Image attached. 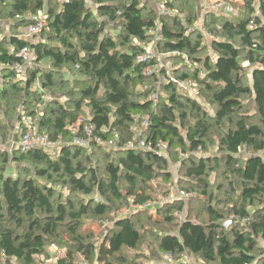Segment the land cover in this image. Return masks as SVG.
I'll return each mask as SVG.
<instances>
[{"label":"trees","instance_id":"16d2710c","mask_svg":"<svg viewBox=\"0 0 264 264\" xmlns=\"http://www.w3.org/2000/svg\"><path fill=\"white\" fill-rule=\"evenodd\" d=\"M93 1L96 12L87 0H0V21L8 19L11 30L7 35L0 32V62L18 61L17 52L31 46L35 62L48 61L55 70L72 66L83 81L80 88L64 94L66 100L51 96L43 100L31 88L40 68L29 69L22 86L13 70L5 67L0 71V98L7 99L6 103L13 99L9 108L16 107L15 118L39 114V131L53 141L61 138L54 154L40 148L0 149V162L5 166L11 158L17 166L15 174L0 166L3 263L43 264L38 256L47 254V244L59 242L65 250L55 264H114V256L119 257L122 249L133 250L141 241L132 221L134 213L116 216L112 228L98 242L93 240L91 229H85L90 222L83 217L103 216L114 205L120 206L115 208L119 211L132 196L135 204L144 205L138 210L148 211V220L176 226L173 231L155 233L161 258L168 252L175 264H192L183 259L186 252L198 257V264H264V158L258 154L264 150V0H258V16L254 13L256 0H242L246 14L236 18L211 11L203 14L202 26L214 35V58L201 56L202 33L186 31L198 19L196 0H166L183 14L185 24L177 15L157 17L148 0ZM41 9L47 14L42 30L46 38L32 43L19 35L30 22L28 16ZM157 25L160 39L156 48L171 57L185 54L191 59L194 67L183 64L174 76L195 80L198 95L211 111L198 99L180 92L172 81L160 84L156 104L150 100L157 77L146 74L145 68L154 59L139 61L137 56L154 37L148 31ZM175 50L181 54L172 55ZM244 61L249 63L248 70L242 65ZM42 78L44 88H52L54 95L57 83L53 73L43 72ZM143 85L145 89L140 88ZM8 87L15 90L12 96ZM37 103H41L40 108H36ZM251 105L253 114L245 112ZM146 114L150 125L137 132L136 126ZM80 118L93 122L96 131L109 129L104 138H112L113 130L118 132L116 148L92 147L104 154L114 153L103 168L104 175L99 174L100 167L91 164V149L72 143L68 126ZM252 120L257 123H249ZM25 128L22 123L21 131ZM139 137L168 142L166 154L120 146ZM212 145L217 152L207 154ZM243 145L252 150L246 157L240 154ZM199 148L201 153H197ZM170 159L178 163L175 183L187 187L182 188L186 192L202 195L207 194L209 174L224 166L237 178L240 188V201L231 208L240 220L224 229L221 221L225 214L211 205L203 222L190 220L187 213L180 219L177 213L183 212L182 200L160 202L146 192L143 188L154 178L172 181ZM121 179L127 185L125 193L119 189ZM57 184L72 194L79 192L86 200L75 203L56 188ZM244 217L248 221L241 224ZM64 232L68 245L61 237Z\"/></svg>","mask_w":264,"mask_h":264},{"label":"rangeland","instance_id":"374dc122","mask_svg":"<svg viewBox=\"0 0 264 264\" xmlns=\"http://www.w3.org/2000/svg\"><path fill=\"white\" fill-rule=\"evenodd\" d=\"M195 1V0H194ZM231 2V5L233 6V11L230 13H226V17L229 18H236L237 16H242L244 13V5L242 0H229ZM196 2V8H197V15L198 19L194 23L193 28L196 31V33L200 32L203 34V52L201 53V56H210L211 58L215 57V52L211 47V41L213 40L214 35L209 33L206 28L202 26V21H203V14H202V8L201 4L198 0ZM258 0H256L255 5V10L254 13L255 15H260L259 9H258ZM88 5L94 12H96V5L93 0H87ZM174 12H178L177 8L173 7ZM1 29L0 32L1 34H9L10 33V28H9V20H1ZM217 28L219 25H216ZM108 28V27H107ZM106 32H111V34H114V31L105 29ZM0 34V35H1ZM39 37L43 40H45V36L42 34V32L39 34ZM180 58V57H179ZM178 57L174 56L171 57V55L164 54V52H161L160 55L158 53V56L153 58L154 61H157V63L161 64L162 70H164V75L170 74V75H175L174 71L177 68H182L183 64H186L182 58L179 59ZM190 61V59H189ZM32 64V63H31ZM182 64V65H181ZM242 65L248 70L249 68V63L248 61H244ZM37 66L40 68V73L37 75V81L33 84L31 87L33 90H35L40 96L43 97V100H48L49 97L51 96L52 98H58L61 101L64 99L66 100L67 95H64L67 93L68 90L70 89H78L81 87L82 82L80 81L82 79V76H80L74 69H72V66H67L63 67L60 69H54L52 65L48 61H40L34 62L32 65H30L25 73L21 74H16V78L21 80L19 84L22 86L24 84V81L26 79V74L29 69L34 68ZM189 66V65H188ZM190 67V66H189ZM194 67V65H193ZM54 70V71H53ZM52 72L53 73V80L57 83L56 87L53 88V91L55 92L54 95L51 94V90L45 89L43 86L44 79L42 78V73L43 72ZM248 80V79H247ZM64 83H63V82ZM63 83V84H61ZM155 84V83H154ZM9 86V85H7ZM9 92V96H12L14 94V89H11L10 87L7 88ZM180 92L188 94L189 96L196 98L199 100V103L201 106L209 109L210 107L206 104L203 98H201L198 95V88L196 86L195 92L192 91H187L186 89L179 88ZM160 90V88H159ZM7 98V97H6ZM73 99H77V96H72ZM9 103H13V99H8ZM7 99H2L0 98V149H6V150H11L12 147H15V143L19 141V138L21 137V124H28L31 125L33 130L36 132L39 131V118L40 115L37 114L34 117H27L23 116L22 120H18V118H15V108L12 109L9 108V105L12 106L9 103H6ZM41 103L36 104V108H40ZM7 111V113H6ZM84 111L87 114L88 113V107H84ZM18 112V111H16ZM245 112H248L249 114H253V106H249L246 108ZM22 122V123H21ZM257 123L256 120H252L249 123ZM140 125L136 126V131L138 132ZM47 134V133H46ZM48 135V134H47ZM216 136V134H214ZM245 136V134H244ZM61 139L60 137L58 140ZM57 140V141H58ZM108 149L107 147H105ZM91 151L89 153V157L91 160V164L94 166H97L99 168V174L104 175V166L109 162L113 156L114 153L109 151L108 154H104L103 152H100V150H96L94 148H90ZM57 151L56 148L51 150V153L54 154ZM216 147L212 145L210 149L208 150L207 154H214L216 153ZM252 153L251 148H249L246 145H243L240 147V154L243 157L248 156L249 154ZM181 155V154H180ZM182 156V155H181ZM261 156L264 158V153L261 154ZM0 166H3L6 169V172L8 171L9 173L15 174L17 171V166L16 164L11 161V158H9V161L7 165L4 166V163L0 162ZM169 169L172 172L173 179L171 182H165L161 178H154L152 181H150L145 187L143 188L146 192L150 193L153 198H157L160 202L163 201V198L170 194V195H175L179 193L180 191H185L184 189H187L184 185H177L176 178H177V173H178V163L173 162L171 159L169 161ZM208 182H209V188L207 189V194L202 195V194H195L193 191L188 192L191 193V196L186 198L184 202V207H183V212H182V217L184 216V213H187V217L192 220V221H204L208 218V207L211 205V207L215 208L216 210H219L222 214H225V217L223 221H221L222 226L224 229L230 227L232 223L235 221L239 220L237 218L236 214L232 212V206L240 201V188L237 183V178L232 177V175H229L228 170L224 166H221L218 170L211 172L208 177ZM233 184V188H232ZM56 188L62 192L63 194L70 195L71 199L74 200L75 203L80 204L82 203V200L84 199L83 195L80 194L79 192H74L73 194L69 191V189L65 186L56 185ZM127 185L123 179L120 180L119 183V189L121 192L125 193L126 192ZM186 192V191H185ZM72 194V195H71ZM213 196V199L211 200L209 197ZM117 204V203H116ZM152 206V205H151ZM115 208H120V206L114 205V209H111L110 212H107L103 216H93V215H88V217L84 216L83 219H86L87 222H90L88 227H85V229H91L93 234L95 235V238L93 240H96V242L100 241L106 232L109 231L110 228L113 226V220L116 218V216H121L124 212L127 213V216L129 215H134L132 216V221L134 222V226L139 230L141 233V241L138 244V246L133 249V250H126L122 249L120 251L119 257L114 256L112 262L114 264H164L159 252L156 249V241H155V233L160 232V231H173L175 230L176 226L170 225V224H154L150 220L147 219V214L148 211L145 210H138V209H131V206L127 204L126 202H123L121 205V209L115 210ZM251 210V208L249 207ZM118 211V212H117ZM155 216V212H150ZM94 218V219H93ZM241 224H244L243 221L240 222ZM68 234L65 232L63 233V236H61L65 241L64 244L68 245L66 239ZM63 243H57V244H52L49 243L47 244V254H43L40 257L38 256L39 259H43L44 262L43 264H55L56 260L58 257H61V255L64 254L65 248L62 247ZM264 254V252H262ZM184 260L191 262L192 264H198L199 258L196 256L192 255H186L183 258ZM3 259L0 258V264H5L3 263ZM11 263L13 264H20L17 263L16 261H12ZM84 264H98L95 261H90V262H84Z\"/></svg>","mask_w":264,"mask_h":264},{"label":"built area","instance_id":"2783aa9c","mask_svg":"<svg viewBox=\"0 0 264 264\" xmlns=\"http://www.w3.org/2000/svg\"><path fill=\"white\" fill-rule=\"evenodd\" d=\"M152 4V7L157 15V17L161 16H169V15H177L181 18V23L185 24V20L183 17V14L179 11L174 12L173 7L170 6V4L167 3L166 0H148ZM201 4L202 8V14H204L206 11H211L215 14H225L230 13L233 11V6L231 5V2L229 0H198ZM20 15H16L15 18H20ZM29 24L26 26L24 30L21 31L20 35L21 37L32 41V43L42 41V39L39 37V34L42 32V30L47 25V14L44 10H38L36 13L31 14L28 16ZM160 26L157 25L155 28L150 29L148 32L152 34L154 37L153 39L145 46L143 54L137 56V59L139 61H144L147 59H153L158 56V53L160 55V51L156 48V43L159 41V32H160ZM192 26H187L186 31L187 33L192 31ZM168 54V53H164ZM172 55L181 54L178 50H175L171 52ZM17 57L19 58L18 61L12 62V63H2L0 62V71L3 68H10L13 70L16 74L25 73L26 69L32 65L35 62L36 55L35 50L31 46H24L17 52ZM169 55V54H168ZM184 62L186 65L193 66L192 61L190 58H188L187 55L181 54ZM190 59V61H189ZM32 63V64H31ZM78 65H76L77 67ZM146 74L154 73L157 77V80L155 81L156 90L152 91L150 93V100L153 102V104H156L158 102L159 97V87L161 83L172 81L177 84L179 88L186 89L187 91L195 92V89L197 84L195 80L192 78L187 79H179L173 75L165 74L164 70H162L161 64L157 63V61H154L153 64L150 66H147L145 68ZM200 75H203V73L200 71ZM141 89H145L146 86H140ZM140 130H144L148 128L150 125V116L149 114L144 115L142 118H140L139 124ZM70 132L73 135L72 143L86 148L90 149L93 146H103L107 148H116L117 144V138H118V132L116 130H113L111 132L112 138H104L103 134H108L110 132L109 129L103 127L100 128V130L96 131L95 124L91 121H88L84 118H80L77 120L76 123H73L68 126ZM100 131V133H99ZM57 141H53L49 138V136L44 132H36L33 130L31 125L26 124V128L23 130L21 137L19 138V141L15 143L16 147L20 149L21 151H28L31 149H45L51 151L57 146ZM121 147L124 148H130V149H136V150H144L148 152H153L155 154L159 155H165L168 150V142L166 141H156V142H150L144 137H139L137 139L129 140L122 145ZM197 153H201V149L197 151ZM264 153V150L260 151L258 154L261 155ZM182 156L184 154L180 153ZM191 193L180 191L179 193L175 195H166L163 198V201H173L175 199L182 200L185 202L186 198L190 197ZM129 206H131V209H138L144 207V205H137L134 203V198L132 196L129 197ZM149 203L145 204V206H148ZM123 216L127 215L126 212L121 214ZM177 216L182 219V212H178ZM240 220V218H239ZM241 221L246 222L248 221V217H244L241 219ZM186 252L182 254V257L186 256ZM162 260L164 264H175L176 261L173 258L171 253L164 252L162 254Z\"/></svg>","mask_w":264,"mask_h":264}]
</instances>
